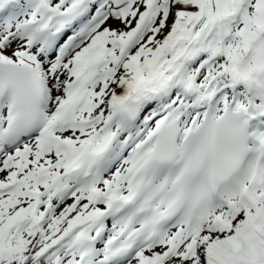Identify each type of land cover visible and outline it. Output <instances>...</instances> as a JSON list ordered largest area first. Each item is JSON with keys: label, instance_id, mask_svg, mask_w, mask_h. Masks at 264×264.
<instances>
[{"label": "snow or ice", "instance_id": "1", "mask_svg": "<svg viewBox=\"0 0 264 264\" xmlns=\"http://www.w3.org/2000/svg\"><path fill=\"white\" fill-rule=\"evenodd\" d=\"M0 264H264V0H0Z\"/></svg>", "mask_w": 264, "mask_h": 264}]
</instances>
